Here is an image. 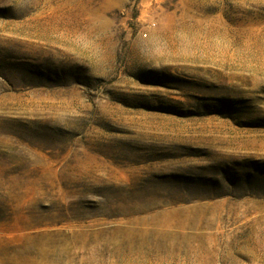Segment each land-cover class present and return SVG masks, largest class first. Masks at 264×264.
<instances>
[{
    "label": "rangeland",
    "instance_id": "rangeland-1",
    "mask_svg": "<svg viewBox=\"0 0 264 264\" xmlns=\"http://www.w3.org/2000/svg\"><path fill=\"white\" fill-rule=\"evenodd\" d=\"M0 264H264V0H0Z\"/></svg>",
    "mask_w": 264,
    "mask_h": 264
}]
</instances>
